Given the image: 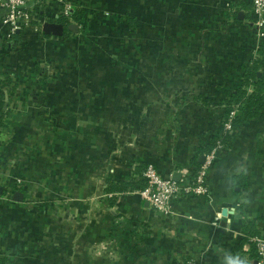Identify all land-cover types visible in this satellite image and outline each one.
Returning a JSON list of instances; mask_svg holds the SVG:
<instances>
[{"label": "crops", "instance_id": "obj_1", "mask_svg": "<svg viewBox=\"0 0 264 264\" xmlns=\"http://www.w3.org/2000/svg\"><path fill=\"white\" fill-rule=\"evenodd\" d=\"M70 1L95 25L99 13L92 18L85 6L110 12L90 31L98 36V56L119 48L109 44L111 36L125 38L138 24L139 51L154 66L144 64L146 72L130 90L132 66H124L120 76L113 61L87 58L88 74L73 79L78 92L40 95L27 88L17 91L18 86L8 95L12 113L21 105L22 112L12 117L24 124L15 154L11 149L16 175L26 181L47 179L51 194L69 190L75 199L67 208L70 216L40 203L26 213V190H5L0 257L7 244L22 240L20 222L26 221V252L16 264H187L191 258L201 264H228L230 258L252 263L255 250L243 240L251 226L264 225V109L232 131L231 145L214 148L207 173L210 194L181 195L171 215L155 212L137 190L105 191L108 180L135 181L149 165L179 181L207 161L209 151L202 149L220 134L225 100L242 84L245 66L258 58L263 28L253 22L252 0ZM36 5L44 22H57L60 14L52 5L44 0ZM79 29L73 37L43 34L35 40L31 32H18L13 45L0 37L2 75L9 70L14 75L25 59L30 64L58 61L53 57L64 52L53 51L70 42L69 48L83 52ZM116 90L126 100L107 102L104 109L103 92L113 98ZM180 99L186 109L174 128L164 116ZM17 191L24 193L21 202L14 200ZM7 222L15 226L10 234Z\"/></svg>", "mask_w": 264, "mask_h": 264}, {"label": "rangeland", "instance_id": "obj_2", "mask_svg": "<svg viewBox=\"0 0 264 264\" xmlns=\"http://www.w3.org/2000/svg\"><path fill=\"white\" fill-rule=\"evenodd\" d=\"M69 2L72 4L73 8L76 6L72 1L69 0ZM85 10L87 14H89L91 17L94 16L93 12H98L99 14L97 15L98 22H96V25H103L105 21L103 19L105 17H108L110 12L108 11H102L100 12L98 9H92V8H87L85 6ZM52 8L54 11L57 10L59 12L58 14L63 15L64 13L61 12L62 6L61 5H52ZM79 8V7H78ZM42 9V7H41ZM40 9V10H41ZM80 9V8H79ZM93 13V14H92ZM93 18V17H92ZM72 20V19H70ZM92 20V19H90ZM90 20H85L83 22H80L81 25L79 27L82 28V33L81 37H79V45L83 48V52L75 51L72 47L69 48L70 44L68 43V48L63 47L60 48L61 51H53V53H61L63 55L62 58L58 59V55L54 56L53 58H57L58 61L54 60L52 63H47V61H40V63H33V66L30 69L34 70L33 75L29 76V79L22 78L19 80V83L15 82L16 79H19V77L16 76L20 71L22 73L27 72V68H23L24 66L29 65L28 59H25V63H22V66H20L17 70H14V75L12 74V70H9L8 73L13 75L12 82H11V87L14 86L16 83L19 87L17 89L21 90L23 88H27L28 91L33 90V92H36L37 94H42L45 92H69V93H74L78 92V88L80 86H77V84L74 83V80L78 77H85L86 74H88L87 67L85 68L83 65L85 61L91 60V59H99L98 61H113L116 68V71L120 76H122V68L124 66H132L131 70L133 71L132 74H134L133 78H135L133 81L130 83V90H133V88L137 87L136 80L139 78L138 76L141 75V72L144 71L146 72L147 69H144V64L148 67L149 65L154 66V62H150L149 58H146L144 52L139 51L140 45L142 43V38L138 36V24L137 26L133 27L134 32L129 33L127 37L123 38L121 36L116 37V36H111L109 38V44L112 46L114 44L118 45V49H114L113 51L110 52H105L103 54H100L99 56L97 55L100 51L99 47L97 46V43L95 44V40H98L97 34H92L90 31L91 29L94 28L97 29L95 25V20L90 21ZM44 23V18L40 16L39 23L37 24V28L33 33L31 32L29 35L32 39H36L38 37H42L43 35V30H42V25ZM94 24V25H93ZM80 30V29H79ZM75 33L68 34L67 37H73ZM100 36V35H99ZM66 37V38H67ZM113 37V38H112ZM26 39H29L26 37ZM104 43L106 42V38H102ZM70 41H73L71 39ZM12 44H14V41L11 40ZM8 44V43H7ZM9 45V44H8ZM126 46V48L124 47ZM105 49L104 47H102ZM127 48L130 51H126ZM68 51V53L65 51ZM98 56V57H97ZM36 62V61H35ZM27 63V64H26ZM143 65V69H142ZM134 67V68H133ZM141 67V68H140ZM16 71V72H15ZM104 72V71H103ZM150 73H152L149 70ZM103 75V74H102ZM125 75V72L123 73ZM0 76H2L3 80V75L2 71L0 70ZM5 78V77H4ZM44 78V79H43ZM6 79V78H5ZM74 79V80H73ZM48 82V84H44L42 81ZM66 82L65 84H63ZM121 88L123 86L121 85ZM119 88V89H121ZM116 95H114L113 98L108 97L105 92H103V97H106L104 100V109H105V104L107 102H111L110 106L113 104L117 103H124V100H126V97L124 99L122 98L123 96L118 94V91L116 90ZM5 105L4 106V114H5V125L2 128V137L0 136V184L5 187V190L7 192H10L12 188H20L22 190H26L27 192V198H28V204L27 208H24V212L27 213V210H30L33 205L39 204L43 206L49 205L50 207L54 208L63 216H70L67 212V208H70L71 205L73 204V201L75 199L74 192L67 190L65 193L63 192H57L56 194H51L53 191L51 187V182L49 180H45L44 178L39 180L38 182L36 181H26L24 178L21 176L16 175V168L15 164L12 162V152L11 149L13 150V153L15 154V146L17 147V138L18 134L19 136H22V129L20 125H24L18 122V117L13 118L12 115L16 112L21 113L19 110L21 109V105L16 107L12 113V108H13V103L9 101V98L5 100ZM12 103V105H11ZM185 103L186 101L183 100H178L173 102V109L169 111L168 116H164V120L171 124L174 128L178 127L180 125V119H179V114L185 110ZM12 107V108H11ZM23 109V106H22ZM18 110V111H17ZM25 114V111H24ZM26 119V117H19V119ZM166 122H163L166 123ZM15 145V146H14ZM26 150L22 149L21 151ZM137 181L138 179H133ZM70 183H72L70 181ZM33 190L35 193H33ZM8 194V193H7ZM35 197V198H33ZM36 199V200H35ZM9 209H6L5 211L7 212ZM7 216L10 215V212L8 211L6 213ZM6 229L8 234L11 233V231L15 230V226L10 224V222L6 223ZM20 235L19 237L22 238L21 241H19V244L17 246L12 245L11 243L7 244L9 249L7 247L5 248V251H2V256L6 257L9 261L10 264H16L18 261V258L26 252V221L20 222ZM24 229V230H23ZM25 233V234H24ZM23 235L25 237H23ZM106 240V239H105ZM109 244L111 243V240L113 241V238L108 239ZM21 245V246H20ZM19 246V249H18ZM109 246V245H108ZM111 246V245H110ZM104 249L106 248L105 246ZM54 249H58L53 247ZM102 248V250H104ZM43 250V248H41ZM44 251V250H43ZM15 252V253H14ZM107 252V250H105ZM245 261V260H244ZM246 263V262H244ZM247 263L249 261L247 260ZM246 263V264H247Z\"/></svg>", "mask_w": 264, "mask_h": 264}, {"label": "built area", "instance_id": "obj_3", "mask_svg": "<svg viewBox=\"0 0 264 264\" xmlns=\"http://www.w3.org/2000/svg\"><path fill=\"white\" fill-rule=\"evenodd\" d=\"M42 0H0V37H5L9 45L12 44L13 36L17 32L24 31L25 34L33 32L37 28L40 20V11L37 3ZM50 5H61L63 15L69 16L73 9L69 0H44ZM252 17L253 22L263 29L261 35L264 38V0H252ZM35 67L32 64L24 66L27 68L26 73L21 71L16 74L19 79L15 82L19 83L22 78H28L33 75L32 69ZM1 78V76H0ZM228 128L231 127L227 123ZM207 161L200 166L195 175L191 178L186 177L179 181L174 178L163 177L157 169L149 165L139 176L137 181H144L145 187L137 190L139 195L147 200L155 212L166 216L174 212V201L181 195H202L210 194V189L207 183L208 169L215 158V149L210 151L207 156ZM141 226H136V230H140ZM255 247L256 259L258 264H264V234L252 236L249 240ZM211 247V246H209ZM187 264H201L198 260L191 258Z\"/></svg>", "mask_w": 264, "mask_h": 264}, {"label": "trees", "instance_id": "obj_4", "mask_svg": "<svg viewBox=\"0 0 264 264\" xmlns=\"http://www.w3.org/2000/svg\"><path fill=\"white\" fill-rule=\"evenodd\" d=\"M40 7L38 10L40 11ZM86 13L75 7L71 10L69 16L60 15L57 17V22L64 24L66 27L71 22H75L80 25V22L85 21L84 18ZM72 19V20H70ZM23 34L25 32L20 31ZM19 32V33H20ZM18 33V32H17ZM44 35V32H42ZM73 32L66 30L61 38H66L68 34ZM3 80H0V136L2 137V128L5 125V114L4 106L6 95H12L18 85L15 83L14 86H10L13 81L8 72L3 74ZM226 112H225V122L220 128V134L214 136L211 142L208 144L207 148H203L204 151H212L218 144H224L226 146L232 143V131L235 130L242 123L247 122L255 118L260 111L264 109V38L261 40L258 48V58L254 59L250 64L245 66V73L242 84L238 89L233 92L229 98L225 100ZM230 123L231 127L226 128V124ZM146 183L144 181H114L108 180L105 191L107 194L113 192H126L135 191L144 188ZM250 228V227H247ZM252 231L248 232L247 240H243L244 243H250L253 250H255L254 245L249 241L252 236L259 235V231L264 229V225L256 228V226H251ZM250 228V229H251ZM254 229V230H253ZM253 257L256 256L253 254ZM0 264H9L6 257H0Z\"/></svg>", "mask_w": 264, "mask_h": 264}, {"label": "water", "instance_id": "obj_5", "mask_svg": "<svg viewBox=\"0 0 264 264\" xmlns=\"http://www.w3.org/2000/svg\"><path fill=\"white\" fill-rule=\"evenodd\" d=\"M42 30L45 34H52V35H55L57 37H61L64 34V32H66V30H69L73 33H78L79 32V25L75 22H71L66 27L64 24L59 23V22L46 21L42 25ZM6 99H8V95H6ZM203 160H204V158H203ZM201 162H203V161H201ZM4 191H5L4 186L0 185V195L4 194ZM14 200L20 201V202L23 201L24 200V193L22 191L15 192ZM250 264H258L257 259H254L252 261V263H250Z\"/></svg>", "mask_w": 264, "mask_h": 264}, {"label": "clouds", "instance_id": "obj_6", "mask_svg": "<svg viewBox=\"0 0 264 264\" xmlns=\"http://www.w3.org/2000/svg\"><path fill=\"white\" fill-rule=\"evenodd\" d=\"M228 264H244L239 258H230Z\"/></svg>", "mask_w": 264, "mask_h": 264}]
</instances>
